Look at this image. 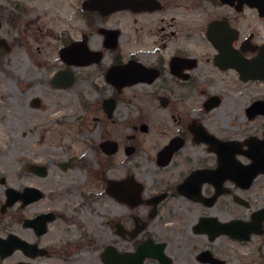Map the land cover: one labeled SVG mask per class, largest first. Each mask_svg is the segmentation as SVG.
Here are the masks:
<instances>
[{
	"label": "flooded vegetation",
	"instance_id": "flooded-vegetation-1",
	"mask_svg": "<svg viewBox=\"0 0 264 264\" xmlns=\"http://www.w3.org/2000/svg\"><path fill=\"white\" fill-rule=\"evenodd\" d=\"M0 73L13 80L29 112L37 111L41 99L50 93L74 92L92 103L86 112L97 114L105 127V139L100 140L98 150L106 161L98 158L100 162L118 154L120 144L111 139L108 126L116 124L120 106L134 108L136 101H155L162 112H168L162 126L166 128L169 121L172 127L152 160L170 175L152 182L157 186L143 197L146 187L133 177L108 181L103 172L101 194L129 211L145 208L148 224L165 202L182 201L181 209L185 210L198 206L212 209L232 194L231 181L228 178L221 183V194L214 199L216 189L208 174L195 173L215 171L221 160L224 167L230 168L232 162L244 165L250 140H264V0H0ZM225 103L241 104L235 119L260 122V137L225 135L230 128ZM254 104H261L255 116L248 111ZM218 111L224 130L208 120ZM57 117L51 118L52 123L63 124L71 113ZM139 131L147 133V125H141ZM123 149L121 163L135 153L134 146ZM190 150L195 152L188 153ZM43 170L42 176L35 175L45 176ZM110 183L115 184L114 195L108 192ZM136 184L141 191L134 202ZM0 185V220L7 207L24 209L43 198L39 191V200L24 204L21 189L16 191L18 200L7 204L4 178L0 177ZM88 196L95 198L94 192ZM237 197L233 196L235 204L248 206L242 198L244 203H237ZM25 219L22 227L36 237L44 235L53 220L39 235L31 220ZM132 219V230L114 222V236L133 240L140 235L147 223ZM201 235L208 242L215 241L206 233ZM11 237L30 247L13 246ZM144 243L159 246L162 260L147 258L143 264H174L166 252L169 241L154 242L146 236L136 246ZM151 252L156 251L151 248ZM15 254H21L22 259L11 264H32L47 252L15 234L0 232V264ZM194 260L198 264H223L209 251L197 253Z\"/></svg>",
	"mask_w": 264,
	"mask_h": 264
},
{
	"label": "rangeland",
	"instance_id": "rangeland-1",
	"mask_svg": "<svg viewBox=\"0 0 264 264\" xmlns=\"http://www.w3.org/2000/svg\"><path fill=\"white\" fill-rule=\"evenodd\" d=\"M45 96L37 111H27L13 80L6 73H0V177L4 178L3 188L15 191L35 188L43 193L41 200L24 209L16 205L7 207L1 216L0 232L15 234L47 252L32 264H104L100 255L106 247L111 246L119 253L134 254L137 243L145 241L146 236L154 242L169 241L166 252L174 264H198L194 257L201 251L214 253L223 264H264V233L251 236L248 241L220 237L211 243L204 235L191 231L201 218L214 217L221 223L234 220L250 223L251 215L264 209V174L257 176L246 191H240L230 183L232 194L212 209L198 206L185 210L181 209L182 201L165 202L148 224L145 208L129 211L109 196L102 195L105 187L102 173L108 181L133 177L135 182L146 187L143 197L152 193L157 186L152 182L170 175V171L159 170L152 160L156 148L170 134L172 124L167 121L166 128L162 126L168 112H162L155 101H136L134 108L121 105L116 124L108 126L111 139L120 144L118 154L110 157L108 162H100L98 158H106L98 150L100 140L105 139L102 137L105 127L97 114L86 112L93 104L78 98L74 92ZM240 105L224 104L230 125L225 135L260 137V122L234 118L241 112ZM62 113H71V118L63 124L52 123L51 118L57 120ZM215 114L216 117L208 118L209 122L224 130L220 112ZM141 125H147V133L139 131ZM128 146H134L135 153L125 157L124 164L120 160L125 156L123 148ZM30 164L44 168L46 175L39 177L27 171ZM103 166L109 170L104 171ZM68 185L70 187L65 189ZM91 192L95 198H86ZM233 196L247 200L248 206L235 204ZM42 214L54 215L44 235L36 237L22 227L23 218L32 220ZM133 217L147 223L145 230L133 240L114 236V222L132 230ZM20 259L21 254H15L4 264Z\"/></svg>",
	"mask_w": 264,
	"mask_h": 264
},
{
	"label": "water",
	"instance_id": "water-1",
	"mask_svg": "<svg viewBox=\"0 0 264 264\" xmlns=\"http://www.w3.org/2000/svg\"><path fill=\"white\" fill-rule=\"evenodd\" d=\"M261 104L253 105L248 111L252 112L253 116H255L257 111V106ZM262 114H264V109H262ZM112 146V144H111ZM114 152L113 150L111 153ZM162 153H159L158 157L160 158ZM244 156H246L251 163L247 166H240L234 162L230 163L233 164L229 167L223 166V162L221 160L218 168L215 171H198L196 174L207 173L208 180L215 186L216 194L214 199L221 194L219 188L223 181L229 180L234 182L237 187L241 189H248L252 181L259 175L264 174V140L261 142H255V140L251 139L248 143V149L244 152ZM235 165V166H234ZM228 169L230 170V176L228 177ZM28 170L36 173L38 175H43L44 170L43 168H38L34 165H29ZM220 176L218 179L217 177ZM115 184L110 183L108 192L112 195L115 193ZM120 185V184H119ZM136 186V195L133 200L134 202L137 201L139 195L137 194L141 191L140 186L137 184ZM138 186V189H137ZM119 193H124L122 189H118ZM8 197V204L18 200V195L13 190L7 191ZM41 194L38 190L33 188H26L24 193L22 194V201L24 204H27L32 201H36L40 199ZM125 198V197H123ZM200 198V195H199ZM240 203H243L240 199H237ZM134 206L137 203H133ZM212 206V204L210 205ZM252 222H244V221H232L229 223H218L215 218H202L198 225L194 227L195 233H208L211 240L216 238L219 235H228L232 238L239 239V240H248L250 235L256 234L261 235L263 233L262 224L264 222V209L257 211L252 214L251 216ZM53 219L51 214L48 215H40L34 221L30 222L33 227L37 230L39 235L43 234L46 230V224ZM13 241V246H19L22 248H29V245H26L23 242L18 241L16 238H10ZM151 248H153L156 252H151ZM9 245H6V250H9ZM42 254L41 252H39ZM146 258H153L162 260V255L160 252L159 246L151 247L149 244H142L138 247L135 254H116L114 250L108 246L106 247L103 255L102 260L104 264H143Z\"/></svg>",
	"mask_w": 264,
	"mask_h": 264
},
{
	"label": "bare ground",
	"instance_id": "bare-ground-1",
	"mask_svg": "<svg viewBox=\"0 0 264 264\" xmlns=\"http://www.w3.org/2000/svg\"><path fill=\"white\" fill-rule=\"evenodd\" d=\"M81 139H82V137H81ZM70 187V185H68L67 187H65V189H68ZM77 201V200H76Z\"/></svg>",
	"mask_w": 264,
	"mask_h": 264
}]
</instances>
